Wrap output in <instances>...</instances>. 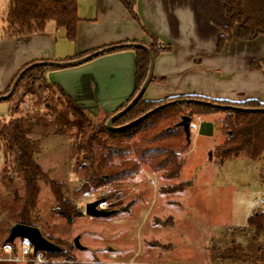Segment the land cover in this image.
<instances>
[{
	"label": "rangeland",
	"instance_id": "obj_1",
	"mask_svg": "<svg viewBox=\"0 0 264 264\" xmlns=\"http://www.w3.org/2000/svg\"><path fill=\"white\" fill-rule=\"evenodd\" d=\"M80 1L82 10L94 6L91 0ZM8 4L9 0H0V40L3 41L8 39L3 28L6 26L4 19ZM4 52L2 48V54ZM24 84L16 89L9 101H0V113L3 115L0 116V126L15 118H21L27 124L30 115L40 112L43 116H54L65 108L71 113L55 88L34 89L30 94L27 90L31 89L25 88ZM37 106L40 108L36 109ZM12 107L18 108L15 115L9 112ZM215 114L212 133L207 132V118L200 121L199 117L203 115L184 111L167 127L158 125L155 131L139 133L129 142L131 147L135 143L142 145V140L150 137L155 142L146 145L149 149H159L166 143L174 151L176 162L181 164L176 176H172L176 164L155 170L150 164L141 163L134 177L102 187H94L84 180L90 163L83 159L82 151L79 154L69 132L54 131L48 138H34L26 131L32 139H44L42 151L36 156L37 163L52 180L63 184L65 199L83 213L69 224L57 213L58 205L50 187L40 183L32 226L39 228L48 241L66 252L65 257L47 258L44 264H234L232 261L214 260L218 253L214 249L228 248L234 236L244 243L249 241L243 227L253 208L261 206L264 199V186L260 182L264 157L261 162L241 158L222 161L218 151L227 134L221 122L227 113ZM183 116L192 118L189 140L183 128L175 127ZM77 119L81 121V136L83 132L91 133L83 120ZM87 119L98 127L105 118L88 114ZM156 120L157 117L150 119L145 127L155 124ZM47 129L55 128L48 126ZM163 134L167 138L154 139ZM101 138L107 140L110 148L117 147L118 141L114 143L107 137ZM94 150L98 163L107 151L97 145ZM129 159H136L132 150ZM8 161L0 151V264H40L33 259L11 262L4 252L9 245L18 248L22 241L16 239L13 244L6 243L11 227L18 222L15 215L21 207L15 202L14 191L18 190L23 196L22 181L12 173ZM95 201H101L99 209L110 211L112 215L87 216L86 205ZM76 238H79L83 250L76 248ZM251 248L247 244L248 253H251Z\"/></svg>",
	"mask_w": 264,
	"mask_h": 264
},
{
	"label": "crops",
	"instance_id": "obj_2",
	"mask_svg": "<svg viewBox=\"0 0 264 264\" xmlns=\"http://www.w3.org/2000/svg\"><path fill=\"white\" fill-rule=\"evenodd\" d=\"M91 1L94 6L82 10L83 5L78 0L80 22L75 42L68 41L65 31L58 30L54 23H49L41 35L0 40V96L5 95L15 78L29 65L73 61L122 44L148 46L152 41L145 29L157 38L159 45L171 50L155 59L144 100L162 102L200 97L230 102L254 99L264 103V71L250 67L252 61L264 58V38L242 42L234 31L231 41L218 52V39L227 24L220 0H125L137 20L120 0ZM2 48L5 49L3 54ZM135 59L131 49L114 50L78 66L50 69L45 76L90 116H111L135 92ZM62 110L54 116H43L42 112L30 115L29 122L24 123L25 129L34 138H48L54 131L65 130L74 138L80 154L81 121L67 109ZM215 115L199 117L200 121L207 118V132L213 131ZM48 126L55 129L48 131ZM262 157L254 162H261ZM238 158L252 161L244 154L232 159ZM262 174L264 170L260 173L264 186ZM257 209L264 210V199L250 215ZM246 226L247 223L244 230ZM235 241L247 250V242L240 241L239 237Z\"/></svg>",
	"mask_w": 264,
	"mask_h": 264
},
{
	"label": "trees",
	"instance_id": "obj_3",
	"mask_svg": "<svg viewBox=\"0 0 264 264\" xmlns=\"http://www.w3.org/2000/svg\"><path fill=\"white\" fill-rule=\"evenodd\" d=\"M120 1L132 17L137 20L132 7L125 0ZM220 3L227 17V24L222 27L223 35L218 39V52H221L224 45L231 41L234 31L236 32V37L242 42L253 41L259 37L264 38V0H220ZM79 22L78 0H9L4 35L7 38H25L41 35L45 33L49 23H54L58 30L65 31L68 41L75 42L77 40ZM143 30L151 38L152 42L148 47L155 59L161 53L171 50L170 47L159 45L154 35L145 29ZM126 49L133 50L136 56L135 92L118 112L124 109L137 95L147 78L150 67V58L145 50L140 48L119 50ZM250 67L253 70L264 71V58L252 61ZM50 69H58V67L41 66L28 71L22 77L16 89L24 82V87L31 89L27 90L30 94H32L34 89L41 91L44 87L55 88L64 98L71 113L75 117L82 119L88 130L91 129V133L83 132L79 146L83 153V159L90 163V170L85 171L84 180L94 187H102L111 182L134 177L139 172L141 163L150 164L155 170H161L168 167V165L176 164L172 175L176 176L181 169V164L176 162L174 151L166 143L159 149H149L146 145L154 141L150 137H145L142 140L144 143L142 145L135 143L131 147L129 142L139 133L148 130L155 131L158 125L165 124L167 127L170 125L169 123H172V120L184 111H189L191 115L227 113L225 119L221 122L222 129L227 134V139L218 151V156L222 161L239 157L242 154L252 161H257L264 154V112H243L234 109H264V103L257 100L230 102L200 97H182L158 103L146 101L143 97L128 113L115 121L114 127L118 128L132 123L161 105L173 101L176 103L161 108L127 129L110 131L107 129L106 123L110 117L118 112L111 116H105V119L98 127L92 125L88 122V114L84 110L80 109L61 88L48 82L45 74ZM37 84L38 87L35 88ZM11 87L12 85L5 94L10 92ZM12 96L4 101H9ZM187 100H201L230 108L215 109L203 104L187 102ZM17 110L18 108L12 107L9 112L11 115H15ZM154 117H157L156 123L145 127L146 122ZM175 127L177 129L180 128L178 125H175ZM101 137H107L109 141L114 143L118 141L117 147L110 148L107 140L103 141ZM164 137L167 138V135L163 134L160 138L156 136L154 139H163ZM43 140V138L37 140L30 138L26 133L24 121L21 118H15L9 123H4L0 126V151L6 159H9L8 163L11 166L12 173L21 179L23 185V196H20L18 190L14 191L15 202L21 205L20 210L15 215L17 223L32 226L40 193V183L44 182L53 192L58 205L57 213L65 218L69 224H72L83 213L65 199L63 184L52 180L37 163L36 156L42 150ZM95 145L107 151L106 155L98 163L94 150ZM130 150L134 152L136 159H129ZM115 160L118 161L115 162ZM261 180L264 182V174L261 175ZM244 231L247 232L250 238L247 243L252 246L251 253H248L241 244L237 243L234 236L231 238L228 248L224 250L214 249L218 253L215 254L213 259L232 261L234 264H264L263 209L255 210L248 217ZM44 254L46 258L66 256V252L61 249L58 252H44Z\"/></svg>",
	"mask_w": 264,
	"mask_h": 264
},
{
	"label": "water",
	"instance_id": "obj_4",
	"mask_svg": "<svg viewBox=\"0 0 264 264\" xmlns=\"http://www.w3.org/2000/svg\"><path fill=\"white\" fill-rule=\"evenodd\" d=\"M124 48H140L145 50L150 58V67H149V72L147 75V78L142 85L141 89L137 93V95L134 97V99L121 111L116 113L114 116L110 117L109 120L106 123V127L110 131H121L124 129H127L137 123H139L141 120L146 119L150 115L154 114L155 112L159 111L161 108H164L165 106H169L171 104H175L176 102H169L167 104L161 105L158 108L146 113L144 116L141 118L137 119L136 121L127 124L122 127H114V123L116 120L124 116L126 113H128L145 95L146 89L148 85L150 84L152 77H153V69H154V63H155V57L153 56L150 48L146 45L142 44H136V43H130V44H122V45H117L113 47H108L96 52H93L91 54H88L87 56L73 60V61H68V62H39L35 63L32 65H29L25 69H23L15 81L12 84V87L10 89V92L4 96H0V101L7 100L9 97L12 96L14 93L17 85L21 81L22 77L30 70L36 68V67H41V66H46V67H58V68H66V67H73V66H78L83 63H86L100 55H103L107 52L114 51V50H119V49H124ZM187 102H193V103H198V104H203L206 106H210L215 109H227L230 107L227 106H222L218 104H212L210 102L206 101H197V100H187ZM236 110H240L243 112H264V109H255V110H250V109H243V108H234ZM191 123H192V118L190 116H183L181 122L178 123V126L183 128L186 138L189 140L190 135H191ZM101 201H95L92 203H89L86 205V215L90 217H109L112 215V212L110 211H105L101 208ZM16 239H23L27 240L31 243L33 246L34 252H58L60 251V248H58L56 245L48 241L41 233L40 229L34 226H27L23 224H15L14 226L11 227L10 232H9V237L6 240L7 244H13ZM74 244L76 248L83 250V247L81 246L79 242V238H76L74 241Z\"/></svg>",
	"mask_w": 264,
	"mask_h": 264
},
{
	"label": "built area",
	"instance_id": "obj_5",
	"mask_svg": "<svg viewBox=\"0 0 264 264\" xmlns=\"http://www.w3.org/2000/svg\"><path fill=\"white\" fill-rule=\"evenodd\" d=\"M21 240V244L18 248H14L13 246L9 245L4 249V252L9 256V261L26 262L29 259H33L35 262L40 264H44L47 261L44 252L35 253L33 246L29 241L23 239Z\"/></svg>",
	"mask_w": 264,
	"mask_h": 264
}]
</instances>
